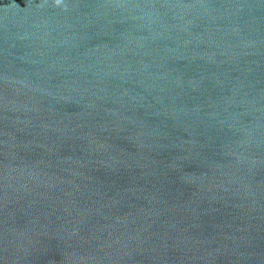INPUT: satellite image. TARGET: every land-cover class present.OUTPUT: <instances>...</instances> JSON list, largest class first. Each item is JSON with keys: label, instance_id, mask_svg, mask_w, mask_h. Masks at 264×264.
<instances>
[{"label": "water", "instance_id": "1", "mask_svg": "<svg viewBox=\"0 0 264 264\" xmlns=\"http://www.w3.org/2000/svg\"><path fill=\"white\" fill-rule=\"evenodd\" d=\"M0 264H264V0H0Z\"/></svg>", "mask_w": 264, "mask_h": 264}]
</instances>
